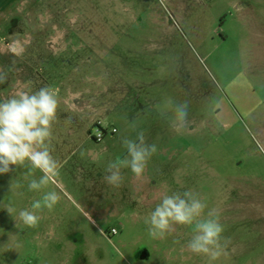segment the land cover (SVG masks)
Wrapping results in <instances>:
<instances>
[{
  "label": "rangeland",
  "instance_id": "1",
  "mask_svg": "<svg viewBox=\"0 0 264 264\" xmlns=\"http://www.w3.org/2000/svg\"><path fill=\"white\" fill-rule=\"evenodd\" d=\"M0 69V99L46 86L59 98L54 182L34 192L27 167L0 174V264H210L186 247L194 225L148 235L145 217L185 190L230 241L211 264H264V0H0ZM169 101L188 103L179 132ZM93 121L117 133L96 143ZM141 130L157 146L145 172L107 185L121 138ZM51 190L60 201L37 227L18 220Z\"/></svg>",
  "mask_w": 264,
  "mask_h": 264
},
{
  "label": "clouds",
  "instance_id": "2",
  "mask_svg": "<svg viewBox=\"0 0 264 264\" xmlns=\"http://www.w3.org/2000/svg\"><path fill=\"white\" fill-rule=\"evenodd\" d=\"M7 80L8 72L0 69V84ZM58 106V90L48 86L35 92H20L0 99V174L12 171L11 166L27 167L25 179L28 180L29 191L40 192L53 183V178L59 174V162L49 147ZM169 108L173 113L169 126L179 132L187 124L188 103L169 101ZM132 129L136 131L135 124ZM121 140L127 154L122 159L110 161L103 176V182L113 188H120L123 184L122 169H130L139 177L157 152L156 144L147 143L142 130L137 131L135 139L122 137ZM35 170H39L42 175L39 179H29L34 177ZM14 187L18 185L11 183V191ZM60 198L56 190L44 192L41 199L32 202L30 209L19 210L17 218L27 227L35 228L40 221L37 212L53 210ZM207 208V203L191 190L164 195L155 209L145 217L148 235L153 239L163 238L176 225H194V232L186 247L193 254L206 256L211 264L224 254L230 241L223 235L225 228L218 212L211 209L205 215ZM5 209L11 216L17 213L11 203Z\"/></svg>",
  "mask_w": 264,
  "mask_h": 264
},
{
  "label": "built area",
  "instance_id": "3",
  "mask_svg": "<svg viewBox=\"0 0 264 264\" xmlns=\"http://www.w3.org/2000/svg\"><path fill=\"white\" fill-rule=\"evenodd\" d=\"M94 128H95V133L94 134H91V137L94 139V141L96 143H99V144L102 143V142H104V140H105V138H106V136L108 134L114 135V134L117 133V129L116 128H113L110 131L108 128H106L104 126V124H103L102 121L95 122L94 123ZM118 233H119L118 230L115 229V228L112 229V231H111V234H113V235H117Z\"/></svg>",
  "mask_w": 264,
  "mask_h": 264
},
{
  "label": "crops",
  "instance_id": "4",
  "mask_svg": "<svg viewBox=\"0 0 264 264\" xmlns=\"http://www.w3.org/2000/svg\"><path fill=\"white\" fill-rule=\"evenodd\" d=\"M3 56V55H2ZM94 122V121H93ZM95 123V122H94ZM93 123V124H94ZM138 187H139V189H141V190H145V191H147L148 192V189H150V181H149V179H147V178H140V181L138 182ZM147 192H146V194H147Z\"/></svg>",
  "mask_w": 264,
  "mask_h": 264
}]
</instances>
